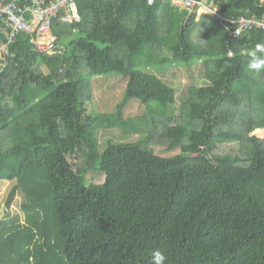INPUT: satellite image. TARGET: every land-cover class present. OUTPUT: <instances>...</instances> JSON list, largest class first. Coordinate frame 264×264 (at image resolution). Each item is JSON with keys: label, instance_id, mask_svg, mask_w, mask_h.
Returning a JSON list of instances; mask_svg holds the SVG:
<instances>
[{"label": "trees", "instance_id": "trees-1", "mask_svg": "<svg viewBox=\"0 0 264 264\" xmlns=\"http://www.w3.org/2000/svg\"><path fill=\"white\" fill-rule=\"evenodd\" d=\"M76 8L79 23L53 26L61 59L20 34L0 61V182L12 183L6 208L18 192L24 216L0 220V264H151L157 249L167 264H264V138L253 134L264 129V74L243 55L264 32L230 37L169 1ZM220 8L264 20V0ZM4 27L0 19V41ZM176 66H199L203 78L180 113L177 89L153 73ZM110 74L125 94L101 115L92 83ZM133 100L145 131L124 119ZM116 127L141 138L100 146L97 133ZM79 153L87 168L70 162ZM96 167L103 182L87 184Z\"/></svg>", "mask_w": 264, "mask_h": 264}, {"label": "built area", "instance_id": "built-area-1", "mask_svg": "<svg viewBox=\"0 0 264 264\" xmlns=\"http://www.w3.org/2000/svg\"><path fill=\"white\" fill-rule=\"evenodd\" d=\"M148 5L169 1L172 5L193 11H201L215 18L225 28L230 37H239L250 31H263L264 20L246 18H228L220 11L221 0H145ZM0 19L4 22L3 40L0 41V61L4 64L13 57L11 46L20 34L31 36L34 49L54 58H62L64 50L59 38L53 33L56 22L77 24L80 15L76 0H0Z\"/></svg>", "mask_w": 264, "mask_h": 264}, {"label": "rangeland", "instance_id": "rangeland-1", "mask_svg": "<svg viewBox=\"0 0 264 264\" xmlns=\"http://www.w3.org/2000/svg\"><path fill=\"white\" fill-rule=\"evenodd\" d=\"M201 11H197V19L199 18ZM162 73V71H160ZM154 74L163 77L164 84L171 85L177 89V105L178 112H181V106L187 100L188 90L192 86L201 87L203 86V78L201 77V68L199 66H193L191 68H186L185 66H176L168 69L164 75H160L157 71H153ZM120 77L115 74H110L97 78L93 80L92 83V93L96 109L101 115L112 114L117 104L122 100L125 94V83L120 81ZM130 101L128 106L124 111V119L127 122L131 121L135 125H141L142 131L146 130V125L144 123L143 115L146 110L144 107L140 106L138 102ZM143 118V119H142ZM144 124V125H143ZM121 130L116 128H104L97 133L100 146L105 144L107 139L112 141H125L134 142L140 139L141 135L127 133L126 137L121 135ZM258 138H264V129L256 130L253 133ZM156 151H160L161 155L171 156L179 153L180 151L168 152L165 151L163 147L156 146ZM70 162L80 168H87L85 158H83L82 153H79L76 157H72ZM84 178L87 184L95 183L101 184L103 182V175L95 169H87L84 173ZM11 182H0V220L7 215H9L10 220L13 218H18L19 222H22L24 216L20 211V204L22 202V197L18 192L15 193L13 201L9 208H6V201L11 190Z\"/></svg>", "mask_w": 264, "mask_h": 264}, {"label": "clouds", "instance_id": "clouds-1", "mask_svg": "<svg viewBox=\"0 0 264 264\" xmlns=\"http://www.w3.org/2000/svg\"><path fill=\"white\" fill-rule=\"evenodd\" d=\"M247 69L253 76L264 74V43L257 42L254 47L246 49ZM151 264H167V256L159 249L152 252Z\"/></svg>", "mask_w": 264, "mask_h": 264}, {"label": "crops", "instance_id": "crops-1", "mask_svg": "<svg viewBox=\"0 0 264 264\" xmlns=\"http://www.w3.org/2000/svg\"><path fill=\"white\" fill-rule=\"evenodd\" d=\"M172 5V4H171ZM174 6V5H173ZM174 7H177V6H174ZM178 8H180V7H178ZM201 15V14H200Z\"/></svg>", "mask_w": 264, "mask_h": 264}]
</instances>
